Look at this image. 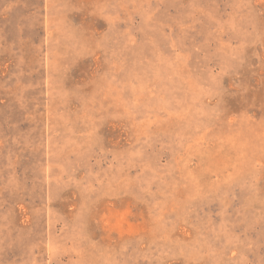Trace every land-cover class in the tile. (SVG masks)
<instances>
[{
	"label": "rangeland",
	"instance_id": "1",
	"mask_svg": "<svg viewBox=\"0 0 264 264\" xmlns=\"http://www.w3.org/2000/svg\"><path fill=\"white\" fill-rule=\"evenodd\" d=\"M0 264H264V0H0Z\"/></svg>",
	"mask_w": 264,
	"mask_h": 264
}]
</instances>
